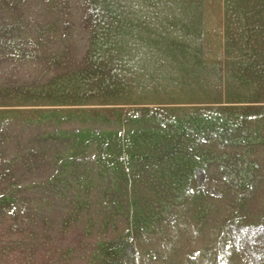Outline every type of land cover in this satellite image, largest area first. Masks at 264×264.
<instances>
[{"label":"rangeland","instance_id":"1","mask_svg":"<svg viewBox=\"0 0 264 264\" xmlns=\"http://www.w3.org/2000/svg\"><path fill=\"white\" fill-rule=\"evenodd\" d=\"M0 264H264V0H0Z\"/></svg>","mask_w":264,"mask_h":264}]
</instances>
